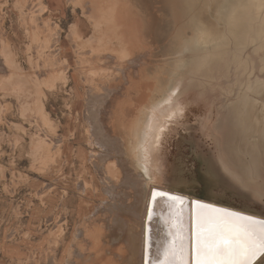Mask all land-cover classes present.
Masks as SVG:
<instances>
[{
  "label": "rangeland",
  "instance_id": "374dc122",
  "mask_svg": "<svg viewBox=\"0 0 264 264\" xmlns=\"http://www.w3.org/2000/svg\"><path fill=\"white\" fill-rule=\"evenodd\" d=\"M63 1L65 16L49 10L50 0H0V31L12 45L0 53L6 63L0 68V264L96 263L94 242L84 256L76 254L82 240L77 232L108 200L99 172L104 168L97 165L111 155L92 138L86 110L97 93L125 82L118 69L136 70L138 57L149 59L143 80L154 85L149 105L138 108V171H151L157 160L162 175L154 182L160 185L179 187L183 181L179 188L187 193L264 211L263 189L260 198L250 194L217 161L222 132L216 125L238 104L231 154L250 160L258 152L264 160V0H125L111 6L119 15L105 10L110 18L85 1ZM38 14L59 33L55 55L28 50ZM106 54L114 60L108 67ZM134 92L133 99L140 95ZM251 103L253 113L246 107ZM113 155L104 163L116 160ZM213 170L218 179L210 177ZM90 180L97 191L88 189ZM115 254L104 252V261ZM117 261L108 264H125Z\"/></svg>",
  "mask_w": 264,
  "mask_h": 264
},
{
  "label": "bare ground",
  "instance_id": "6f19581e",
  "mask_svg": "<svg viewBox=\"0 0 264 264\" xmlns=\"http://www.w3.org/2000/svg\"><path fill=\"white\" fill-rule=\"evenodd\" d=\"M84 1L90 10L94 7L97 10L101 8L99 16L103 14V18H110L105 10L109 8L110 16L119 15L117 11H113L111 6L119 7L125 0H66L67 3L74 4ZM50 5L51 9L48 7L45 10L49 9L56 15L59 13L65 16L63 0H50ZM138 22L141 25L140 21ZM32 24L30 33L35 44L29 46L28 50L36 51L40 55H46L48 50L51 51L50 54L55 53L57 51L55 43L60 39L59 33L54 32L53 27L48 25L49 23L44 22L42 15H35L32 18ZM11 46L9 35L0 31V53L2 56L11 50ZM127 50H124L123 53L126 54ZM1 54L0 68L2 69L6 63L1 59ZM86 54L88 53L86 52ZM116 54L118 56V53ZM143 55L145 56V54ZM118 57L120 59V56ZM138 58H134L133 62L131 60L134 64L133 68L136 70H132L128 66L118 69L125 72V82L106 88L103 92L97 93L98 96L92 95L93 99L99 98L97 101L88 102L89 107L86 110V115L91 121L88 122H90L89 127L92 126L90 130H93L94 137L92 138H96L95 140L111 155H103L102 164L97 165L98 170L104 168V171L99 172H102L104 176L108 200L97 206L91 216L86 217L84 224H81L83 228L80 226L81 229H78L77 235L82 237V240L78 241L81 243L75 248L76 254L84 256L92 246L90 243L94 242V250L91 253H93L95 264H108L110 259L111 261L120 260L125 264H264V211L239 207L208 195L199 196L187 193L179 188L181 184H184L183 181L177 182L179 187L160 185L154 182L158 175H162L157 160H155V166H152L151 171H138L139 161L142 159L140 155L142 137L137 139L139 134H142V129L139 126L142 125V116L138 112V108L147 103L150 96L149 90L154 86L153 82L143 80L144 70L149 59ZM106 59L109 62L107 64L108 62L105 61L107 67L110 66V61L114 62L113 57L112 59L110 57V61L109 57ZM94 64L97 63H93V67L97 66ZM98 64L101 63L98 62ZM117 66L115 65V67ZM115 67L113 66L114 69ZM134 90H140V95L133 99V94L136 92ZM130 99H133L134 105L129 103ZM147 104L149 105V103ZM246 107L252 113L256 111L253 103ZM227 109L228 113L224 119L216 124L218 130L222 132L217 144L219 148L217 161L222 165L223 170L230 173L234 181L239 183L238 186L260 198L258 190L263 189L261 192L264 193V179H260V175H263L260 170L264 168V160L258 159V152H252L250 160H246L240 153L232 155L238 140L239 105L233 104ZM213 113L215 114V112ZM256 120L258 119L256 118ZM113 154L118 156H116L117 159L105 164L104 162H108ZM93 163L95 164V162ZM215 165L216 162L213 164V169H215ZM85 170L87 171V169ZM213 171L214 175L211 174L210 177L218 179V173ZM83 178L80 179L82 182ZM256 178L260 179L259 182L262 183H254L252 180ZM249 180L251 184H249ZM87 184L88 189H91L89 185H92V189L97 191L93 182ZM82 185L85 187L84 183ZM108 232L111 234L109 243ZM118 239L120 242L116 243ZM115 249L117 257L113 256L104 261V252H112ZM91 253H86L87 257H91ZM51 260L53 259H50V262Z\"/></svg>",
  "mask_w": 264,
  "mask_h": 264
}]
</instances>
